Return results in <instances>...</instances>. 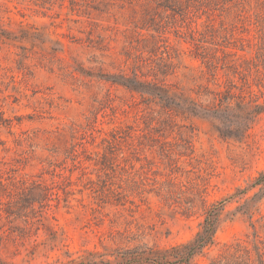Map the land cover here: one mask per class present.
I'll list each match as a JSON object with an SVG mask.
<instances>
[{
  "label": "rangeland",
  "instance_id": "rangeland-1",
  "mask_svg": "<svg viewBox=\"0 0 264 264\" xmlns=\"http://www.w3.org/2000/svg\"><path fill=\"white\" fill-rule=\"evenodd\" d=\"M258 24L264 0H0V264H65L124 244L119 231L169 247L224 200L193 264L249 244L231 196L264 171V106L218 102ZM90 181L140 184L137 205L100 203Z\"/></svg>",
  "mask_w": 264,
  "mask_h": 264
},
{
  "label": "trees",
  "instance_id": "trees-1",
  "mask_svg": "<svg viewBox=\"0 0 264 264\" xmlns=\"http://www.w3.org/2000/svg\"><path fill=\"white\" fill-rule=\"evenodd\" d=\"M259 20L257 23H261ZM264 26L258 24L259 36L256 41L247 38L241 40V49L250 46L255 50L250 57L245 58L243 62H235L231 68L235 71V78L229 77L227 79L226 89L219 93L218 105L223 110L237 108L241 113L246 115L258 112L264 105L260 102L264 101ZM217 67V62H216ZM125 85L137 91H145L143 82L137 79H127ZM254 84L258 89H254ZM149 91V90H147ZM231 99L236 100L235 106H231ZM1 124V122H0ZM0 143H3L0 140ZM33 184H26L20 187L19 198L16 203L21 205L20 201L23 198H28L32 195L36 188V182ZM91 189L100 199L103 204H115L125 206L127 202L137 205V203L130 198L134 189H138L140 184L136 182L129 186L123 184H115L114 182L103 181L101 183L90 181ZM66 194L73 193L68 188L70 184H59ZM46 190L47 188L44 187ZM44 189V190H45ZM251 190H255L252 196H248ZM56 199L60 200V192L55 191ZM238 199L245 197V202L240 205L237 210L243 214H247L251 219V225L254 229L253 238L249 244H227L226 249L215 257L210 264H264V235L258 228L264 229V223L257 222L264 221V213L260 212L259 205L264 200V171L255 177L253 182L246 188H238L235 195ZM83 204V199H78ZM225 201V200H224ZM224 201L221 205L213 204L207 211L201 228L189 240L180 242L169 247L160 246L157 244H149L142 240V233H130L125 235L123 232H118L124 244H117L115 247L105 249L104 251L86 250V252L79 259H71L65 264H193L196 256L202 254L207 248H210L216 243V232L220 223V214L224 209ZM9 203V202H8ZM9 206L13 203H9ZM101 205V204H100ZM254 211H259L261 216L255 221ZM264 232V230H263Z\"/></svg>",
  "mask_w": 264,
  "mask_h": 264
}]
</instances>
